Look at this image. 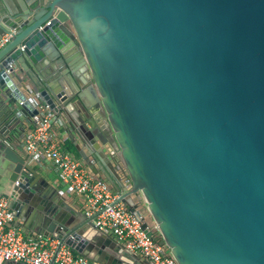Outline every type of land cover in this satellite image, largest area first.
<instances>
[{"label": "water", "instance_id": "obj_1", "mask_svg": "<svg viewBox=\"0 0 264 264\" xmlns=\"http://www.w3.org/2000/svg\"><path fill=\"white\" fill-rule=\"evenodd\" d=\"M6 33L0 99L24 131L31 90L151 235L146 204L178 264H264V0H0ZM3 124L17 217L100 264H148L94 217L44 204Z\"/></svg>", "mask_w": 264, "mask_h": 264}, {"label": "built area", "instance_id": "obj_2", "mask_svg": "<svg viewBox=\"0 0 264 264\" xmlns=\"http://www.w3.org/2000/svg\"><path fill=\"white\" fill-rule=\"evenodd\" d=\"M12 39V33L0 38V50ZM39 113L25 137L26 151L57 172V182L82 195L85 213L95 225L126 250L146 259L148 264H178L162 240L155 222L149 221V235L141 217L121 201L113 186L99 178L88 165L63 146L65 137L55 132L56 113L41 101H35ZM41 163V166H46ZM49 171V170H48ZM51 174V171H49ZM16 211L9 195H0V264H100L60 240L42 234L26 235L16 225Z\"/></svg>", "mask_w": 264, "mask_h": 264}, {"label": "crops", "instance_id": "obj_3", "mask_svg": "<svg viewBox=\"0 0 264 264\" xmlns=\"http://www.w3.org/2000/svg\"><path fill=\"white\" fill-rule=\"evenodd\" d=\"M52 62H55V65L57 66L58 69H60V70L63 69L62 63H60V61H58L57 59H54ZM50 68L54 72L53 68L52 67H50ZM19 73L24 77V79H26V81H27L26 83H28L27 85H29L28 87H33V85L30 83L29 79L26 76V72L22 71ZM78 78L80 81H82L81 76L78 75ZM80 91H82V90H80V88L76 89L77 93ZM26 95L29 98H31V97L34 98L35 101L42 100L41 98H39L40 97L39 94H37L35 91L30 90L29 92H26ZM3 99L4 100L0 99V122L2 124L4 123L3 127H9L11 129L17 130L19 132L20 136H17V137H15V139H12V141L10 142V145L12 146L13 149H15L17 152H19L22 155V157L26 160V162L29 165H31L32 167H34L36 169L37 173L39 175H41V177L43 178L44 183H43V181L39 182L37 187H40L43 195L48 197V199H49V201H45L44 204H47L48 206L49 205L52 206V208L54 210H62L64 207H66V208L68 207L73 212H75V214H78V215L82 216L83 218L88 217L85 213L84 197L82 195L75 193L69 187L57 182V172H56V169L52 165H49L45 162H42L43 161L42 159H39L35 156L30 155L26 151L25 137H26L28 131L32 128L34 120L31 123L26 124L27 125L26 130L24 131L22 129V127L20 126L19 121L14 119V118L12 119V114L9 110L10 109L9 106H11V104L9 103V100L7 99L6 96H4ZM77 100H79V99H77ZM77 100L73 102L74 105H77ZM86 100H88V97H86ZM5 103H9L8 104L9 106H7ZM56 116H57V114H56ZM55 132L59 137H65V140L63 141L64 148L67 149L68 151H70L71 153H73L76 157H78L79 159H81L82 161H84L86 163V161L81 157L79 151L76 149L75 145L73 144V141L71 139V135H70L68 128H67V125L65 123H63V121L58 116H57V123L55 124ZM82 149H84V148H82ZM90 158L93 159V157L91 155H90ZM118 160H119V157H117L116 159H112V163L116 167H118V165H119ZM41 163H45L46 166H41ZM48 170L51 171V174L49 173ZM1 171H2V167L0 165V173H1ZM119 174L124 179L121 171L118 172V175ZM98 177L103 179V180H106L103 174L98 175ZM10 190H11V183L7 179L2 178L0 180V195H3V194L9 195ZM143 206H144V204H142L140 206V208H142ZM15 223L18 227H20L24 231V233L26 235L40 234L39 227L37 225H35L34 223H31V224L25 223L19 217L16 218ZM93 223H94V221H93ZM94 225H95V223H94ZM109 237L111 239H113L110 235H109ZM76 253L79 254L78 252H76ZM141 259L143 261H147L143 257H141ZM4 264H19V262H7Z\"/></svg>", "mask_w": 264, "mask_h": 264}, {"label": "rangeland", "instance_id": "obj_4", "mask_svg": "<svg viewBox=\"0 0 264 264\" xmlns=\"http://www.w3.org/2000/svg\"><path fill=\"white\" fill-rule=\"evenodd\" d=\"M140 210H141L143 216L147 217L151 222H154V221H152L151 215H150V213H149V211H148V209H147L146 204H144V206H143L142 208H140ZM147 218H146V219H147ZM148 219H147V220H148ZM149 220H148V221H149Z\"/></svg>", "mask_w": 264, "mask_h": 264}]
</instances>
